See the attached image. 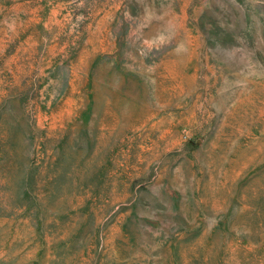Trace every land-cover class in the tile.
<instances>
[{
  "label": "rangeland",
  "instance_id": "rangeland-1",
  "mask_svg": "<svg viewBox=\"0 0 264 264\" xmlns=\"http://www.w3.org/2000/svg\"><path fill=\"white\" fill-rule=\"evenodd\" d=\"M0 264H264V0H0Z\"/></svg>",
  "mask_w": 264,
  "mask_h": 264
}]
</instances>
